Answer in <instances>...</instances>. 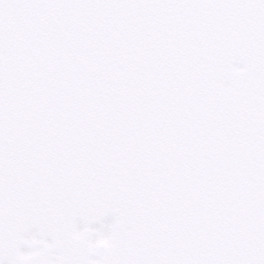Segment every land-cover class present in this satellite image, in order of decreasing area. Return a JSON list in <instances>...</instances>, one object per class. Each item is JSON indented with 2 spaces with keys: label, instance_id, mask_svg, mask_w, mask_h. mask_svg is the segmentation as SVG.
<instances>
[{
  "label": "snow or ice",
  "instance_id": "6c2138e0",
  "mask_svg": "<svg viewBox=\"0 0 264 264\" xmlns=\"http://www.w3.org/2000/svg\"><path fill=\"white\" fill-rule=\"evenodd\" d=\"M0 264H264V0H0Z\"/></svg>",
  "mask_w": 264,
  "mask_h": 264
}]
</instances>
